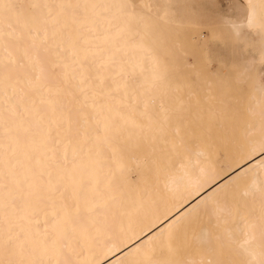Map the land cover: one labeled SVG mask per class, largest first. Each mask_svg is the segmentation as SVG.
I'll use <instances>...</instances> for the list:
<instances>
[{
    "label": "snow or ice",
    "instance_id": "snow-or-ice-1",
    "mask_svg": "<svg viewBox=\"0 0 264 264\" xmlns=\"http://www.w3.org/2000/svg\"><path fill=\"white\" fill-rule=\"evenodd\" d=\"M151 7L134 0H0L8 21L0 28V264H45L44 256L56 257L55 264H79L72 239L78 244L81 235L93 231L112 233L115 219L134 206V201L120 203L111 221L106 216L94 223L83 219L101 212L102 206L79 207L77 198L87 201L88 190L81 183L73 194L65 184L70 172L74 174L69 157L74 164L82 137L103 148L139 130L141 135L128 136L123 146L135 157L144 148L147 131L149 139H171L182 171H202V153L188 139L184 119L191 104L189 81L193 76L213 79L208 65H197L175 87L161 72L137 83L142 74L119 62L109 47L112 30L121 36L147 35L152 30ZM248 9V27L254 26L258 12L264 21V0H249ZM239 28L235 26L237 34ZM259 52L264 65V23ZM145 54L158 69L159 54L151 49ZM171 55L180 63L178 49ZM254 66L255 61L237 63L232 73L245 82ZM45 94L68 98V104L56 105L61 118L55 124L39 116L36 98ZM248 111L249 118L233 127L241 146L234 169L239 175L220 188L214 177L199 183L194 198L185 197L178 211L166 212L147 232L150 238L141 229L135 238L114 245L123 253L117 264H264V183L249 185L261 192L258 214L254 207L239 205L233 195L255 169L264 170V100L258 119L254 109ZM115 187L113 183L106 190ZM111 199L117 203L116 197ZM205 217L214 222L219 243L210 242L209 233L196 252L185 237L191 224ZM257 232L259 244L254 243ZM240 234L248 237L243 244L236 242ZM47 264H53L52 259ZM89 264L108 261L97 256Z\"/></svg>",
    "mask_w": 264,
    "mask_h": 264
},
{
    "label": "bare ground",
    "instance_id": "bare-ground-1",
    "mask_svg": "<svg viewBox=\"0 0 264 264\" xmlns=\"http://www.w3.org/2000/svg\"><path fill=\"white\" fill-rule=\"evenodd\" d=\"M241 1V19L237 20L228 16L229 13L228 15H219L218 19L235 40L243 44L244 51L251 49L254 53L243 60L244 63L255 61L254 71L251 75L254 84L252 83L250 93L247 95L243 120L231 119L223 116L222 113L219 115L217 112L226 110V103H222L221 106L209 104L204 106L202 110L199 105L201 117L184 119L188 139L194 141L197 151L202 153V171L198 173L190 169L182 171V161L177 158L171 139L167 141L155 137L149 139L147 131L143 133L145 136L143 150L133 157L123 146L127 143L128 136L141 135L139 130L134 133L126 132L120 137L118 145L103 148L95 147L91 140L82 137V151L74 164L71 163L70 155L69 167L74 169V174L70 172L65 184L75 194L76 188L83 183L89 193L87 201L77 198L79 207L90 208L96 204L102 206V211L99 213L85 214L83 216L85 221L94 223L101 216H106L111 221L120 203L128 206L131 202H135L134 206L127 207L125 214L115 219L112 233L105 235L93 231L81 235L78 244L75 238L72 239L71 243L76 252L73 258L79 264H89L97 256L106 259L108 264H117L123 253L118 254L119 250L114 245H118L121 241H127L129 237L135 238V234L140 233L141 229L144 230L145 238H150L147 237V232L162 222L166 212L178 211L185 197L194 198L197 194L195 189L199 183H203L205 180L212 181L214 177L215 181L219 182L217 187L220 188L230 184L235 176L239 175V173L234 172V169L240 163L241 146L233 136V127L237 122H243L249 118V108L255 110L258 119L261 101L264 100V91H262L264 89V70L259 63L261 24L264 21L261 20L258 12L254 26L248 27L249 0ZM134 2L138 5H152L150 9L152 30L147 35L141 33L140 35L128 34L127 36H121L115 30H112L109 33V47L116 53L119 62L127 63L128 67L135 66L137 72L142 74L137 83L150 80L155 72H161L169 75V79L175 87L178 82L184 79L185 73L193 74L196 71L195 58L201 57L204 53L203 50H199L198 46L200 36L195 35L189 28L185 29L184 24L189 23V21L172 28L171 24L174 21L160 15L162 12L159 6L160 1L134 0ZM236 7L239 9V5H236ZM7 23L8 21L4 18L2 10H0V28L6 27ZM237 25L240 26L239 34L235 29ZM249 30H251V34L253 31L259 37L250 36V33H246L247 31L250 32ZM175 31L178 35H175ZM184 31L188 33L190 31L191 34H194L189 35ZM147 49L159 54L160 66L158 69L154 70L151 57H146ZM176 49L180 53V63H176L171 55ZM193 49L198 53L192 54ZM188 54L191 55V61L185 59ZM3 55V52L0 51V58ZM241 56H243V53ZM213 80L205 82L208 84ZM207 89L209 88L203 87L202 92L204 93ZM193 95H197V92L191 90L190 96ZM36 101L39 116H42L45 122L51 120L53 124L61 118V112L56 105L68 104L67 97L60 99L48 97L46 94L38 96ZM38 119L39 117H34L37 122ZM101 152H103L102 155ZM185 160H187V156H185ZM258 162L253 161V165ZM248 167H252V165ZM230 172L234 174L229 175ZM252 182L258 186L264 183V170L255 169L254 174H250L233 189V195L239 205L254 207L258 214L261 192L250 190L249 185ZM113 183L116 185L114 190H106L107 186ZM210 186V184L207 185V187ZM215 190L213 189V191ZM205 195H211V193L206 192ZM93 196H95V199H93ZM112 197L117 198V203L112 202ZM39 219L44 220L43 213H41ZM159 230L157 228V231ZM209 233L210 242L219 243L214 222L209 224L208 218L205 217L191 224L185 237V243L191 250L199 252L202 241ZM247 238L246 234H240L236 242L237 244H243ZM254 243H260L258 232ZM109 249H111L110 252ZM25 258L32 259L33 257L28 256ZM43 259L45 264L49 259H52L53 264H55L56 257L44 256Z\"/></svg>",
    "mask_w": 264,
    "mask_h": 264
},
{
    "label": "rangeland",
    "instance_id": "rangeland-1",
    "mask_svg": "<svg viewBox=\"0 0 264 264\" xmlns=\"http://www.w3.org/2000/svg\"><path fill=\"white\" fill-rule=\"evenodd\" d=\"M162 10L161 17L174 21L171 27H177L184 22L185 29L189 28L195 35H199V50H203L202 56L195 58L197 65L206 63L208 72L213 81L206 83L200 81L195 76L190 80L191 90L197 95L191 96V104L186 112L185 118L201 117L199 113L204 106L215 104L217 106L227 104L226 110L219 111L223 116L237 120L245 117V104L250 93L253 76L245 82H239L232 73V68L237 63H244V58L252 53L251 49L243 50V44L237 42L228 29L218 19L219 15H229L235 19H241V0H158ZM240 3V4H239ZM235 4V5H234ZM235 7H234V6ZM236 5H239L236 7ZM234 14V15H233ZM173 25V26H172ZM170 27V28H171ZM184 29V30H185ZM188 31V30H187ZM187 31H184L188 33ZM250 36L259 37L257 33ZM193 33V34H194ZM177 32L175 31V35ZM189 35L191 32L189 31ZM212 34V35H211ZM178 35V34H177ZM211 35V37H210ZM209 44V45H208ZM251 51V52H250ZM249 52V53H248ZM198 53L192 50V54ZM243 53V56H241ZM195 55V54H194ZM185 59L191 61V55H186ZM264 70V65L261 66ZM192 75V73H188ZM258 75V74H257ZM256 76V75H255ZM205 82V83H204ZM207 84V85H206ZM203 87L209 88L203 91ZM186 101L188 98H185ZM244 102V103H243ZM200 105V106H199ZM226 112V113H225Z\"/></svg>",
    "mask_w": 264,
    "mask_h": 264
}]
</instances>
